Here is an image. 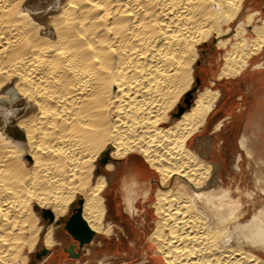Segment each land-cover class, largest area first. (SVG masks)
<instances>
[{"label":"bare ground","instance_id":"6f19581e","mask_svg":"<svg viewBox=\"0 0 264 264\" xmlns=\"http://www.w3.org/2000/svg\"><path fill=\"white\" fill-rule=\"evenodd\" d=\"M251 1L0 0V264L50 254L76 207L93 250L116 227L114 180L132 216L141 197L153 209L145 264H264V204L243 220L241 189L191 146L217 108L216 81L264 48ZM210 43L223 63L203 85Z\"/></svg>","mask_w":264,"mask_h":264},{"label":"rangeland","instance_id":"374dc122","mask_svg":"<svg viewBox=\"0 0 264 264\" xmlns=\"http://www.w3.org/2000/svg\"><path fill=\"white\" fill-rule=\"evenodd\" d=\"M254 10H260L263 16L264 0H255L247 8L248 12ZM256 54L252 56L249 66L241 75L216 81L214 87L221 91L217 108L209 116L207 126L198 134V144H196L195 139L191 143V146L194 144L192 147H197L196 149L203 144L201 151H198L202 155L206 151L207 154L205 155L208 161L216 160L223 166L222 179L225 185L232 180L229 184V187L233 189L232 191L236 187L241 189L237 197H240V201L243 203L242 209L249 212L243 216V220H249L255 210L258 209L257 206L264 204V193L260 191L264 189V48ZM200 62L197 77L202 78L203 85H209V78L211 76L217 78L223 63L222 51L216 52L214 44L210 43L204 47ZM219 121H222V125L215 130L214 125ZM205 143L207 144L205 145ZM209 147L210 150L207 149ZM118 175L120 178L122 177L120 172ZM150 177L153 183V191H155L157 183L153 181L156 182L157 177ZM115 181L109 187V191L105 193L109 208L108 213L110 212L108 217H111L110 220L116 225L108 238L100 235L97 239L98 244H92V248L95 246L94 251L90 249L87 252L88 244L82 247L78 246V243L71 239L63 228L64 221L72 213V210H69L62 216L61 221H59L60 224L58 222L55 226V230H61L58 245L52 247L50 254L40 256V258H37L36 254L41 251L42 247L36 249L33 251L32 259L28 264H37L38 262L40 264V259L44 261L42 264H98L99 262L104 264H140V262L144 263L145 260L149 261L153 246L147 239L155 220L152 214L153 209L148 207V213L144 214L146 207L137 202L138 207H136L139 210L143 208L144 213L138 214L139 216H131L123 208L122 196L117 191ZM248 192L253 194L251 198L245 196V193L248 194ZM152 196L154 197V195ZM153 197L151 202L147 203L148 206L152 205ZM71 244L76 246L79 253L76 258H70L66 251Z\"/></svg>","mask_w":264,"mask_h":264},{"label":"water","instance_id":"95a60500","mask_svg":"<svg viewBox=\"0 0 264 264\" xmlns=\"http://www.w3.org/2000/svg\"><path fill=\"white\" fill-rule=\"evenodd\" d=\"M80 205V203H79ZM65 232L78 243V246L82 247L83 245L90 242L93 237V232L89 230L87 224L83 221L80 213L79 207L72 209L71 215L64 221L63 226ZM47 250L42 248L39 253L36 254L37 258L40 256L46 255ZM69 254L71 258H76L77 254H75L72 250V247H69Z\"/></svg>","mask_w":264,"mask_h":264},{"label":"crops","instance_id":"0c3cea01","mask_svg":"<svg viewBox=\"0 0 264 264\" xmlns=\"http://www.w3.org/2000/svg\"><path fill=\"white\" fill-rule=\"evenodd\" d=\"M150 178H151L150 176L147 177V180H146V181H147V182L150 181V182L152 183V181L150 180ZM115 193H116V192H115ZM142 193H143V192H142ZM116 195H117V193H116ZM141 196H142V195H141ZM122 200H123V201H122ZM139 200H140V201H139ZM137 202H140L141 204H143V199H142V197L139 198V199H137V200H136V203H137ZM121 203L124 204V209L127 210V209H126V205H125V203H124V199H123V197L121 198ZM142 206H144V204H143ZM135 209H136V212H135L134 215H138V214L144 213V211H145V208H144V211H143V208H142V210H139V209L136 207V204H135ZM115 210H116V209H115ZM127 211H128V210H127ZM118 213H119V212L117 211V214H118ZM128 213H129V212H128ZM137 213H138V214H137ZM117 214H116V215H117ZM129 214H130V213H129ZM118 215H119V214H118ZM130 215H131V214H130ZM134 215H133V216H134ZM131 216H132V215H131ZM128 219H130V218L128 217Z\"/></svg>","mask_w":264,"mask_h":264}]
</instances>
